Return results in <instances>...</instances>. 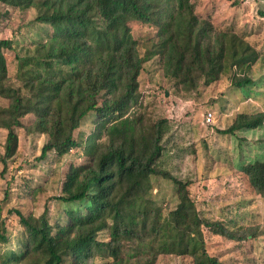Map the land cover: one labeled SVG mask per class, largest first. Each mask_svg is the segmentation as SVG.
Segmentation results:
<instances>
[{"label": "trees", "instance_id": "trees-1", "mask_svg": "<svg viewBox=\"0 0 264 264\" xmlns=\"http://www.w3.org/2000/svg\"><path fill=\"white\" fill-rule=\"evenodd\" d=\"M0 2L34 8L33 20L51 27L49 32L41 29L44 41L17 56L15 84L8 82L2 52L10 42L0 38V96L8 101L0 105V127L7 130L3 165L16 151L15 129L25 126L22 118L28 114L34 118L27 131L47 137L41 158L50 150L62 155L77 146L88 157L87 163L70 165L65 174L58 196L69 206L63 221L52 226L46 212L26 217L15 211L25 236L16 249L3 253L2 264H65V257L70 264H95L97 259L154 264L159 254L189 255L192 264H221L205 249L204 226L213 234L237 236L221 220L200 216L187 183L170 177L178 201L167 216L149 195L151 177L167 175L156 167L166 120L145 124L141 114L130 110L147 57L139 52L129 23L150 27L153 44L148 52L159 57L164 76L185 91L200 81L209 85L231 66L249 64V69L258 53L232 28L216 29L206 5L198 10L194 0ZM227 56L231 66L226 65ZM244 74L234 81L236 87L249 82ZM87 115L93 116L90 132L74 137ZM263 120L262 111L241 114L227 130L256 127ZM241 171L264 195V161L248 163ZM105 229L109 240H98L97 233ZM7 239L2 228L0 242Z\"/></svg>", "mask_w": 264, "mask_h": 264}, {"label": "rangeland", "instance_id": "rangeland-1", "mask_svg": "<svg viewBox=\"0 0 264 264\" xmlns=\"http://www.w3.org/2000/svg\"><path fill=\"white\" fill-rule=\"evenodd\" d=\"M194 1L198 10L202 2L208 1L206 7L214 27L232 28L258 57L248 69L249 64L231 66V58L227 56L226 65L231 67L217 80L209 85L200 81L193 90H181L174 80L164 76L159 57L148 52L153 44L148 38L153 35L150 27L138 21L129 23L139 52L147 57L138 76L137 101L130 110L141 114L145 124L166 120L161 139L163 148L156 167L167 175L158 173L151 177L149 195L160 213L167 216L178 201L177 185L170 177L187 183L200 216L221 220L237 236L230 239L213 234L204 226L207 252L216 256L221 264H264V195L253 189L241 171L248 163L264 161V120L256 127L227 130L241 114L247 117L264 112V0ZM238 12L244 13L241 20L245 28L237 23ZM35 16L34 8L19 9L0 2V38L10 42V47L2 49L10 84L16 83L17 56L32 51L36 41H44L42 28L46 32L51 30L49 25L35 22ZM240 29L242 31L238 32ZM245 72L249 82L236 87L234 81ZM7 104L0 96V105ZM208 110L217 115L216 122L209 126L202 123ZM33 118L32 114L24 116L25 126L16 127L17 148L6 159V165L2 163V155L7 130L0 127V230L5 229L8 238L0 242V264L3 253L16 249L21 236H25L15 211L19 210L26 217H38L46 212L52 226L63 221L69 206L58 196L62 194L65 174L70 165L84 164L88 159L82 146L73 147L62 155L50 150L41 158L47 137L38 131H27ZM92 119V115H87L74 137H85L93 125ZM96 238L109 240V232L101 230ZM64 259L65 264H70L68 257ZM95 264L109 262L97 259ZM154 264H192V257L159 254Z\"/></svg>", "mask_w": 264, "mask_h": 264}, {"label": "built area", "instance_id": "built-area-1", "mask_svg": "<svg viewBox=\"0 0 264 264\" xmlns=\"http://www.w3.org/2000/svg\"><path fill=\"white\" fill-rule=\"evenodd\" d=\"M216 113L213 110H208L206 111L204 117H203V121L202 123L209 126V125H213L216 122Z\"/></svg>", "mask_w": 264, "mask_h": 264}, {"label": "crops", "instance_id": "crops-1", "mask_svg": "<svg viewBox=\"0 0 264 264\" xmlns=\"http://www.w3.org/2000/svg\"><path fill=\"white\" fill-rule=\"evenodd\" d=\"M208 2V1H207ZM207 2L206 1H204V3L202 2L201 3V5H203V7L205 6V5H207ZM202 7V8H203ZM215 8H217V5L216 6H214ZM201 9V8H200ZM237 14H239L238 15V17H237V15H236V17L238 18H236V20L238 21L237 23H238V25L240 26V27H242V28H245V26H243V24H242V20H241V18H242V16H243V12L240 14L239 12L237 13ZM235 20V19H234ZM230 23V22H229ZM242 30L240 29L238 32H241ZM244 38H247V36L245 37V36H243Z\"/></svg>", "mask_w": 264, "mask_h": 264}]
</instances>
